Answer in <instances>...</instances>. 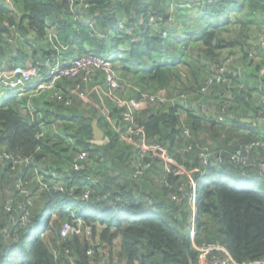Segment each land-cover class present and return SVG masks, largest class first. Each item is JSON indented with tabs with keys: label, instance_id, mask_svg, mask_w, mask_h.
Wrapping results in <instances>:
<instances>
[{
	"label": "trees",
	"instance_id": "obj_1",
	"mask_svg": "<svg viewBox=\"0 0 264 264\" xmlns=\"http://www.w3.org/2000/svg\"><path fill=\"white\" fill-rule=\"evenodd\" d=\"M85 1L87 7L75 1L73 12L69 0H0V70L29 61L44 74L55 60L88 53L110 59L123 85L120 96L137 100L166 92L165 100L137 111L135 120L148 141L165 147L192 178L153 166L134 176L137 149L120 139L125 123L110 101L107 110L118 118V132L100 108L80 98L66 106L48 91L19 100L0 88V149L30 157L14 169L9 160L0 165V264H203L187 228L192 200L196 242L225 245L237 264H264V190L232 186L248 183L240 180L242 171L261 179L264 172L241 170L229 160L241 144L262 138L258 128L264 125L240 117L261 115L264 122V52L246 63L239 58L229 63L227 49H239L221 32L224 23H214L220 15L240 23L245 17L256 23L257 40L264 31V0ZM183 8L197 13L201 31L193 38L184 28L182 39H171L163 24L169 17L182 23L177 13ZM149 13L159 15L155 25ZM242 49L256 51L249 43ZM236 63L243 69L236 70ZM80 78H61L56 90L70 94L67 88L83 84ZM103 81L101 74L89 82ZM27 102L36 109L33 118ZM93 121L106 142H90ZM80 151L87 155L75 171ZM253 155L264 161L263 149ZM6 184L10 197L2 193ZM64 224L77 232L61 236ZM86 227L94 229L90 236L82 231Z\"/></svg>",
	"mask_w": 264,
	"mask_h": 264
},
{
	"label": "built area",
	"instance_id": "obj_2",
	"mask_svg": "<svg viewBox=\"0 0 264 264\" xmlns=\"http://www.w3.org/2000/svg\"><path fill=\"white\" fill-rule=\"evenodd\" d=\"M75 1H78L79 6L87 7L85 0H69L70 9L73 10V12L75 11L73 9V4ZM146 18L149 22L154 23L155 25L157 19L154 18L155 20H153L152 16H148ZM141 21L142 18L139 19V22ZM88 23L89 25H93L94 20L88 21ZM121 24L122 21H117L116 23V25ZM113 29L114 27L109 29L108 33L111 32ZM130 30H132V28ZM260 40H262V38ZM113 65V62L110 59L100 58L91 53L84 54L81 57L71 60L70 62H55L53 65H50V68L45 74H40L38 69H36L32 65H29L23 68L22 70H18L16 68L11 69L9 71H0V88L12 92L17 98H22L27 95L34 96L48 91L50 92L51 96L57 101H60L66 106H70L73 104V97L79 96L82 100L86 101V99L83 98V95L80 94L82 93L80 86L81 84L76 83L73 88H67L70 94H66L65 96L64 92L61 91V89L56 90L57 82L61 78H76L78 76H81V82L88 83L90 85L96 84L94 87L97 89L96 94L98 97V102H96L95 104L96 106L100 104L102 114L106 116L110 126L114 128L117 132L119 130V126L117 124L118 118L111 117L109 111L107 110L108 106L103 102V97L108 98L111 103L123 108L120 113V116L121 121L125 124L123 130L119 132V137L126 144L131 145L132 147H135L137 149V151L133 155L134 160L132 162L134 176H140V174L145 172L147 169H150L152 167V158L159 159L160 157L164 159V167L167 169L166 172L173 171L177 174H184L185 171L174 167V161L176 162V160L165 147H163L159 143L148 141L143 126L139 125L135 120L134 111L139 109L140 107V105H134L132 103V100L135 99L125 98L120 96V94L117 95L116 92L118 90H121L123 88V85L118 81ZM96 71L101 72V74L103 75L104 81L102 83L89 82L92 79V74ZM161 96L163 95H161L160 93L142 94V96L135 101L139 102L140 104H144L145 106V103L147 101H160L162 99ZM130 102L132 104H129ZM27 106L29 108V114H32V112L35 113L36 109L33 108V106H30L28 102ZM31 117L33 118L34 114H32ZM255 122L256 124L258 122L260 125H264L263 118L261 117V115L257 116V118L255 117ZM39 135L40 134H38V136ZM107 140V137L103 136L102 139L99 140L91 138L90 142L92 144H102ZM259 149H263L264 151L263 136L262 138H258L247 143L241 144L239 147H237V149H235L231 153L229 160L239 165L241 170L247 169L248 167H256L259 171L264 172V161L262 159L258 160L253 155V152L258 151ZM156 151L160 153H156ZM6 154L8 155L3 154L2 157L0 155V161L16 160L20 163H25L30 158L13 156L11 153ZM86 155L87 154L85 151H80V153H78V155L75 157V161L72 164V169H74L75 171L80 170L83 167L82 161L86 158ZM204 162V165H207L209 163L208 159H204ZM171 167H174V170H170ZM197 170H200V168H194L192 171ZM200 172L202 174L204 173L202 170ZM242 172V174L247 175L245 174L246 171ZM190 184L192 186V191L194 192V180L191 179ZM170 197L171 199L179 200V198L175 195H171ZM83 198H88L87 193L82 196V199ZM192 206L195 209L193 200L191 203V207ZM189 221L190 224L187 228L188 233L191 236L192 248L197 251L198 257L201 260H205V264H237L230 255L225 245L219 243L196 242L195 213L191 215ZM73 231H75L73 226L69 224H64L60 229V234L61 236H66L67 234ZM88 253H91V250H89ZM258 264H260V262Z\"/></svg>",
	"mask_w": 264,
	"mask_h": 264
},
{
	"label": "rangeland",
	"instance_id": "obj_3",
	"mask_svg": "<svg viewBox=\"0 0 264 264\" xmlns=\"http://www.w3.org/2000/svg\"><path fill=\"white\" fill-rule=\"evenodd\" d=\"M183 2V4L184 3H186V1L185 0H183L182 1ZM174 3H176L175 2V0H174ZM184 7H186V6H184ZM184 9V11L183 12H180L179 14L177 13V15L179 16V18H180V20H182L183 22L182 23H186V21L187 20H189L190 19V15H189V13L186 11L187 10V8H183ZM264 13V12H263ZM189 15V16H188ZM148 16H152V19L153 20H155V19H157L156 17H158L159 15H154V14H151V13H149V15ZM231 17L232 16H230L229 17V19L231 20ZM155 18V19H154ZM158 20V19H157ZM173 22V24H170V22ZM182 23H180L179 21H177V23L172 19V18H168L167 19V21L163 24V26H166V27H168L169 29H171V31H172V33H171V39H174V35H176V34H178V33H182L181 31H182V28H185L184 26L185 25H183ZM181 24V25H180ZM229 25H231V24H229ZM262 25H264V24H262ZM263 30H264V28H263ZM166 31H167V29L165 28V29H163V30H161L160 31V33H161V35L163 36V37H165V35H166ZM260 36V37H259ZM258 36V38L259 39H261L262 38V40H257L256 42H255V46L257 47V50L256 51H254L253 49H241V50H238L237 52H235L232 48H230V49H227V51L229 52V54H227V56H228V58H229V63H232L233 61H234V59L235 58H239L241 61H243V63H246V62H248L250 59H256V57L258 56V52H259V49L261 50V52H262V50L264 49V31H262V33H261V35H259ZM253 39V38H252ZM251 39V40H252ZM169 42H173V41H169ZM177 45V44H176ZM183 46H185V44L184 45H181V48L183 47ZM243 53H248L247 54V56H249L248 58H247V61L245 60V56H243ZM251 53H254V58L251 56ZM81 57V56H80ZM251 57V58H250ZM76 58H78V57H76ZM257 61V60H256ZM18 70H22L23 68H25L24 66H17L16 67ZM235 68H236V70H242L243 69V67H242V65H240V64H237L236 63V65H235ZM6 69V68H5ZM4 71V70H3ZM262 73H264V65L261 67V69H260V74H262ZM100 75H101V72H99V71H96V72H94L93 74H92V78H99L100 77ZM78 76V75H77ZM264 76V75H263ZM251 84V83H250ZM96 84H94V85H91L90 87H89V84L88 83H83V84H81L80 86H81V91H82V93H80L81 95H83V98L84 99H86V102H88V103H90V101H92V98L91 97H89V94H88V92H93L94 94L97 92V89L94 87ZM125 87H127V86H125ZM88 88H89V91H88ZM166 90V89H165ZM119 91V90H118ZM159 92L158 93H160L161 95H163L164 97H166V92L165 91H162V90H158ZM175 93H173V94H176L177 93V91H174ZM254 92L255 91H252V94H254ZM117 93V92H116ZM117 95H119V93H117ZM27 96H29V95H27ZM163 96H161V101L162 100H164L165 98L163 97ZM177 96V95H176ZM103 97V96H102ZM81 99V97H79V96H77V98L76 99ZM75 99V100H76ZM175 99V98H174ZM173 99V100H174ZM89 100V101H88ZM85 101V100H84ZM107 101H110L108 98H104L103 97V102L108 106V103H107ZM161 101H159V102H161ZM132 103L134 104V105H140V107H139V109H137V110H135L134 111V114L137 112V111H139L140 109H145V108H147V105L148 104H150V103H154V101H147L146 103H145V106H144V104H140L139 102H137V101H135V100H132ZM131 102L129 103V104H132ZM116 105V104H115ZM201 105V104H200ZM117 106V108H119V109H121V111L123 110V108L122 107H119L118 105H116ZM98 108H100V104H98V106H97ZM100 111H101V108H100ZM102 112V111H101ZM121 113V112H120ZM222 118V116L221 115H218L217 116V121H219L220 119ZM2 152H6V153H9V152H7V151H5V149H0V155H1V157H2V155L3 154H5V155H8V154H6V153H2ZM156 153H160V152H157L156 151ZM261 159H263V157H261ZM176 160V159H175ZM174 161V160H173ZM5 162V160L4 161H0V165H2L3 163ZM151 162H152V166L155 168V169H157L159 172H161V171H167V169L164 167V159H162L161 157L159 158V159H155V158H152L151 159ZM177 162V161H176ZM175 161H174V167H176V168H178V169H180V170H182V171H185L184 173L185 174H187V175H191V170H186V168H184L181 164H179L178 162L176 163ZM10 163L12 164V167H13V169L14 168H16V167H18V166H20V165H22V163H20V162H18V161H16V160H10ZM174 167H171L170 168V170H172ZM37 168V170H39L40 169V167L39 166H37L36 167ZM27 173H29L28 171H26ZM37 173V172H36ZM122 175V174H121ZM119 176V175H118ZM39 177V176H38ZM40 178V177H39ZM190 178H192L191 176H190ZM4 179H9V175H6L5 176V178ZM152 180H155V178H151ZM240 180H242V181H246V182H248V183H243V182H235V181H233L232 182V186H238V187H241V188H248V187H252V188H254L255 190H257V191H261V190H264L263 189V187L259 184V183H257V182H251V181H249V180H246V179H240ZM4 182H6V181H4ZM250 182L252 183V184H255V185H252V184H250ZM16 183H17V181H16ZM39 183V182H38ZM57 184L58 185H60L61 184V181H57ZM18 186H21V183H18L17 184ZM8 188H9V184H6L5 186H4V189H3V191H2V193H6V196H7V192H10L9 190H8ZM194 195V194H193ZM8 196L10 197L11 195L10 194H8ZM6 205H7V203H6ZM194 210V211H193ZM148 211L151 213V212H154V210L153 209H148ZM193 213H195V209L193 208V206L191 207V215L193 214ZM55 215H57V214H54L53 216H55ZM190 215V216H191ZM57 218V217H56ZM54 219V218H53ZM95 229H96V232H99L100 231V229H101V227L100 226H95ZM94 229L93 228H91V227H86V228H84V229H82V231H84V233H85V235H88V236H90L91 235V233H92V231H93ZM52 233V232H51ZM100 249H102L101 248V246H100ZM202 262H203V264L205 263V260L203 259L202 260Z\"/></svg>",
	"mask_w": 264,
	"mask_h": 264
},
{
	"label": "crops",
	"instance_id": "obj_4",
	"mask_svg": "<svg viewBox=\"0 0 264 264\" xmlns=\"http://www.w3.org/2000/svg\"><path fill=\"white\" fill-rule=\"evenodd\" d=\"M182 1L183 0H175V5H177V4H179V3H182ZM185 1H187V0H185ZM189 1V0H188ZM194 1H196V0H194ZM198 1H204V0H198ZM174 2V1H173ZM77 9L79 10V7H77ZM75 12V11H74ZM189 12V11H188ZM125 16H128V15H125ZM198 15H197V13H194V11H192V13L190 14V18L191 19H189V20H187L186 21V23H182L183 25H185L184 27H185V29L187 28L188 30H190L191 31V35L193 34L194 35V37L193 38H196V35H198V33L201 31V28L200 27H202V25H200L199 24V22H194V18H196ZM227 15H220V16H218L217 18H216V20L218 21V22H214V23H224V24H222L223 25V27L221 28V30H223V31H221V32H223V34L225 35V37H229V39H231L232 41H233V45L234 46H237L236 47V49H239V50H241L242 48H243V46L244 45H246L247 43H249V45H251L252 44V46H254L255 47V50H257V47L255 46V42L257 41V40H260L259 38H257V40H256V38L255 39H252V38H254L255 37V32L257 31V27H256V23L255 22H250V20L248 21L245 17L243 18V20H242V22L240 23V21L238 22V20L237 19H235L234 18V16H232L231 17V20H230V23L229 24H231V25H229L228 24V20H229V18H227L226 17ZM77 18L80 20V21H91L92 19H86V18H84L82 15L80 16H77ZM199 25H198V24ZM181 25V24H180ZM217 25V24H216ZM194 28V29H193ZM184 28H182V30H183ZM225 29V30H224ZM182 32V31H181ZM183 33V32H182ZM182 33H178V34H176V35H174V38L176 39V40H178V39H182L183 38V35H182ZM252 39V40H251ZM256 40V41H255ZM229 47V46H228ZM260 50V49H259ZM262 52H264V49L262 50ZM55 62H58V63H60V62H70L69 60H66V59H64V61H62V60H55ZM29 65H31V63L28 61L25 65H24V67H27V66H29ZM12 69H16V68H12ZM9 71V70H11V68H4V69H2V70H0V71ZM40 74H42V73H40ZM45 74V73H44ZM90 87V86H89ZM88 91H89V88H88ZM88 94H89V97H92L93 98V92H88ZM95 95V94H94ZM28 97V96H27ZM19 100H21L22 98H18ZM97 99H98V97H97ZM96 99V101H95V99H92V101H90V103L91 104H94L95 106H96V102L98 101ZM89 101V100H88ZM86 103H88V102H86ZM24 107V106H23ZM24 112H27V109L26 108H24ZM240 120H242V121H255L253 118H251V117H249L248 115H246V116H244V119L242 118V117H240ZM92 124H93V122H92ZM97 126V125H96ZM98 127V126H97ZM260 128V127H259ZM259 128H258V132H259V135L260 136H263L264 137V129L262 130L261 129V131H259ZM244 133V132H247V130H245V129H241V130H239V133ZM243 175V178L244 179H246V180H249V181H251V182H257V183H259L262 187H263V189H264V179H261L260 177H256V174L254 175V176H252V175H244V174H242Z\"/></svg>",
	"mask_w": 264,
	"mask_h": 264
},
{
	"label": "water",
	"instance_id": "obj_5",
	"mask_svg": "<svg viewBox=\"0 0 264 264\" xmlns=\"http://www.w3.org/2000/svg\"><path fill=\"white\" fill-rule=\"evenodd\" d=\"M92 126H93V138L97 140L102 139V137L104 136L103 131L99 127L96 126L95 121H93Z\"/></svg>",
	"mask_w": 264,
	"mask_h": 264
},
{
	"label": "clouds",
	"instance_id": "obj_6",
	"mask_svg": "<svg viewBox=\"0 0 264 264\" xmlns=\"http://www.w3.org/2000/svg\"><path fill=\"white\" fill-rule=\"evenodd\" d=\"M10 94L14 95L12 92H10ZM16 97V96H15Z\"/></svg>",
	"mask_w": 264,
	"mask_h": 264
}]
</instances>
